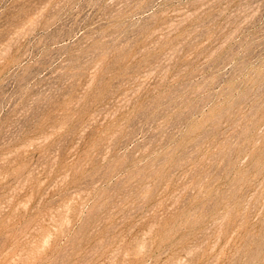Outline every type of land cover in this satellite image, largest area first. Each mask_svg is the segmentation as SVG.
<instances>
[{
	"label": "rangeland",
	"instance_id": "rangeland-1",
	"mask_svg": "<svg viewBox=\"0 0 264 264\" xmlns=\"http://www.w3.org/2000/svg\"><path fill=\"white\" fill-rule=\"evenodd\" d=\"M0 264H264V0H0Z\"/></svg>",
	"mask_w": 264,
	"mask_h": 264
}]
</instances>
